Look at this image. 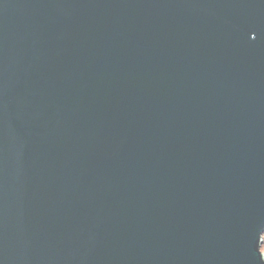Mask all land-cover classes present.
Segmentation results:
<instances>
[{"label":"water","instance_id":"1","mask_svg":"<svg viewBox=\"0 0 264 264\" xmlns=\"http://www.w3.org/2000/svg\"><path fill=\"white\" fill-rule=\"evenodd\" d=\"M264 0H0V264H264Z\"/></svg>","mask_w":264,"mask_h":264},{"label":"rangeland","instance_id":"2","mask_svg":"<svg viewBox=\"0 0 264 264\" xmlns=\"http://www.w3.org/2000/svg\"><path fill=\"white\" fill-rule=\"evenodd\" d=\"M261 251L264 253V234H263V244L261 246Z\"/></svg>","mask_w":264,"mask_h":264}]
</instances>
